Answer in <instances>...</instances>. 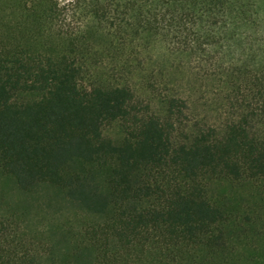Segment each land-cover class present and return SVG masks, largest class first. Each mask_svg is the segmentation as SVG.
<instances>
[{
    "label": "trees",
    "instance_id": "16d2710c",
    "mask_svg": "<svg viewBox=\"0 0 264 264\" xmlns=\"http://www.w3.org/2000/svg\"><path fill=\"white\" fill-rule=\"evenodd\" d=\"M0 264H264V0H0Z\"/></svg>",
    "mask_w": 264,
    "mask_h": 264
},
{
    "label": "rangeland",
    "instance_id": "374dc122",
    "mask_svg": "<svg viewBox=\"0 0 264 264\" xmlns=\"http://www.w3.org/2000/svg\"><path fill=\"white\" fill-rule=\"evenodd\" d=\"M174 77H181L180 69H177L175 73H171L170 76H166L167 80L170 79V81L172 82H174ZM197 80L198 81L195 80V85H197V87L200 86L201 89H196L192 85L193 91L189 95V93L186 91V88H189L190 85L185 82V85L182 84V86L179 87V92H184L181 94H185V96H191L189 102L191 106V111L193 113L204 114L203 112L205 111L206 118L210 121H213L216 119L215 107L218 104V100L216 99L218 96L215 93L216 91L213 90V88H216L217 82L215 80H212L210 77H201V75H198ZM216 108H218V106Z\"/></svg>",
    "mask_w": 264,
    "mask_h": 264
}]
</instances>
